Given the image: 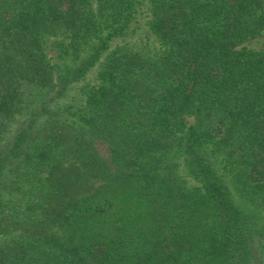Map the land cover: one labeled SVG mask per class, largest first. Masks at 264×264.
Masks as SVG:
<instances>
[{"label":"trees","instance_id":"trees-1","mask_svg":"<svg viewBox=\"0 0 264 264\" xmlns=\"http://www.w3.org/2000/svg\"><path fill=\"white\" fill-rule=\"evenodd\" d=\"M148 3L0 0V264H264V0Z\"/></svg>","mask_w":264,"mask_h":264},{"label":"rangeland","instance_id":"rangeland-1","mask_svg":"<svg viewBox=\"0 0 264 264\" xmlns=\"http://www.w3.org/2000/svg\"><path fill=\"white\" fill-rule=\"evenodd\" d=\"M148 0H139L137 12L134 20L131 22L128 30L124 32L123 37L113 39L109 45L107 53L113 52L115 49L125 47L127 50L132 51H152L157 45L151 34L149 28L150 13L148 11ZM243 46L247 49L258 51L264 48V34L256 37L253 40L246 41ZM99 68L95 66L89 70L85 77L78 82L71 85L65 93V96L57 102L58 106L66 107L72 105L82 108L86 100V94L89 89L97 84V72ZM76 119V117H73ZM193 123L192 119H188L187 125ZM222 163L217 160V169L219 176L223 179L228 187L229 195L233 203L244 210L245 212H252L257 215L264 216V206H258L256 203L250 202L243 194L236 184L233 173L230 170L221 169ZM177 177L184 179V173L177 172ZM186 179V178H185Z\"/></svg>","mask_w":264,"mask_h":264}]
</instances>
